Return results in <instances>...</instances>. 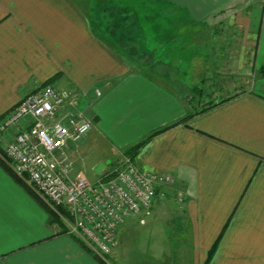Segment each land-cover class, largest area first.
Masks as SVG:
<instances>
[{"label":"crops","instance_id":"0c3cea01","mask_svg":"<svg viewBox=\"0 0 264 264\" xmlns=\"http://www.w3.org/2000/svg\"><path fill=\"white\" fill-rule=\"evenodd\" d=\"M162 18L173 27L155 37L149 25ZM154 39L165 73L129 57L156 52ZM129 40L144 50L124 51ZM218 62L246 87L196 110L188 94L201 98ZM262 70L264 0H0V122L38 85L81 94L92 128L67 144L66 157L95 131L108 146L95 164H104L100 179L140 144L133 161L171 173L169 189L184 196L192 264H264ZM11 136L0 132V150ZM7 167L0 155V264H100L57 232L51 207Z\"/></svg>","mask_w":264,"mask_h":264},{"label":"built area","instance_id":"2783aa9c","mask_svg":"<svg viewBox=\"0 0 264 264\" xmlns=\"http://www.w3.org/2000/svg\"><path fill=\"white\" fill-rule=\"evenodd\" d=\"M81 98L78 92L54 84L28 92L0 122V132L12 135L4 158L14 174L55 210L61 221L57 232L65 230L106 256L117 246L119 226L165 199L175 178L169 172L143 170L130 156L96 182L74 174L64 149L91 130L92 120L79 109L61 118L59 111L78 108Z\"/></svg>","mask_w":264,"mask_h":264},{"label":"rangeland","instance_id":"374dc122","mask_svg":"<svg viewBox=\"0 0 264 264\" xmlns=\"http://www.w3.org/2000/svg\"><path fill=\"white\" fill-rule=\"evenodd\" d=\"M122 1L123 3H126V1L129 2V0ZM162 20L163 18L158 20L160 22L159 24L149 25V29L153 32L155 37L157 34L155 29L162 34L165 32V29L173 27L168 24V21L162 22ZM174 29H176V27ZM164 35L165 34H162V37H164ZM147 43L151 46H157L159 44L158 46L160 49L148 54H137L138 56L135 57L129 55V57L131 60L133 59L144 66L150 67L153 71L165 73V70L163 69L164 64H162L165 62L164 57L162 56V43H159V40L156 39L150 40ZM135 45L121 44V47L123 50L125 49L130 53H134L137 50ZM196 58L197 57H194V55L187 58V66L189 69L193 70ZM219 65L222 67L221 72H218L217 68L215 70L210 69L213 74L208 72L206 75L207 78L203 84L204 87L201 89L204 91L201 98H198V96H196L197 94L194 92H190L191 96L188 94V98L192 101L196 110H200L213 104L224 96L233 93L236 94L245 89V84L247 82L245 83L244 81V85L239 83L242 82V75L227 70L228 68L225 65ZM223 68L227 69H224L223 72ZM170 71H172V68H170ZM75 107L78 108H73L71 110L66 108L63 112L67 114L69 111H76L77 109L81 112H85L87 105H83L81 101V103ZM90 134H92V138H88L82 143V151L79 153H73L72 155L68 154L67 159L70 164V170H73V173L81 174L87 177L90 181L96 182L100 175H98L96 171L97 167L95 164L101 156L104 157V155H106L108 146L105 145L99 137H95V131H91ZM83 138L81 137L77 143ZM108 159L107 156L104 161L109 163L107 162ZM119 161L120 160H117L107 164L103 174H106L108 170H111L113 165ZM183 206L184 196L182 197L180 190L176 189L172 191V189H169L168 187L166 189L165 199H159L155 206L150 210L129 218L119 226L117 230V246L111 254L101 256L100 254L93 252L91 249L90 250L93 252L95 258L97 257V260L100 258L106 264H192V239L187 219H185L182 213L184 210ZM52 211L55 212L51 207V213ZM56 219L57 222L61 224L60 219ZM185 225L188 227L187 231H184Z\"/></svg>","mask_w":264,"mask_h":264},{"label":"trees","instance_id":"16d2710c","mask_svg":"<svg viewBox=\"0 0 264 264\" xmlns=\"http://www.w3.org/2000/svg\"><path fill=\"white\" fill-rule=\"evenodd\" d=\"M124 28H127V26H124ZM122 43H126V44H132L133 46L135 45V44H137V45H139L140 44V46H138L139 47V49L142 51V50H144V46H143V42L142 41H124V42H122ZM137 47V46H136ZM145 50H147L146 48H145ZM144 52V51H143ZM145 53V52H144ZM262 73L264 74V72H263V70H262ZM212 105H214V104H210L209 106H212ZM202 109H206V107H204V108H202ZM139 145L140 144H138V146L136 145V146H134V147H132V148H130V149H128V151H127V155L128 156H132L134 153H131L132 152V150H136L137 149V147H139ZM0 155L1 156H5L4 155V151L3 150H0ZM3 162V161H2ZM4 163V162H3ZM9 170H10V168L9 167H7ZM10 172L17 178V180H19V181H21V182H23V180L21 179V178H19L17 175H15L14 174V172L12 171V170H10ZM52 216L54 215L55 216V218H58L59 219V217H58V215H57V213L56 212H54V211H52ZM53 216V217H54ZM62 232H66L65 230H63ZM77 240H79L83 245H84V247L85 248H87L88 250H90V248H88L87 246H86V244L80 239V238H78V237H76V236H74ZM91 251V250H90ZM97 258V257H96ZM99 260V262L101 263V264H106L104 261H102L100 258L98 259Z\"/></svg>","mask_w":264,"mask_h":264},{"label":"water","instance_id":"95a60500","mask_svg":"<svg viewBox=\"0 0 264 264\" xmlns=\"http://www.w3.org/2000/svg\"><path fill=\"white\" fill-rule=\"evenodd\" d=\"M102 167H104V164H100L97 168H96V171L97 172H100Z\"/></svg>","mask_w":264,"mask_h":264}]
</instances>
